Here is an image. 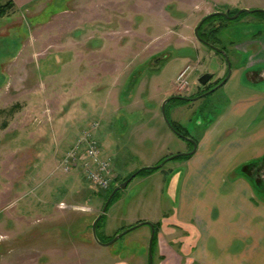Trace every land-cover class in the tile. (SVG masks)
<instances>
[{"label":"rangeland","instance_id":"1","mask_svg":"<svg viewBox=\"0 0 264 264\" xmlns=\"http://www.w3.org/2000/svg\"><path fill=\"white\" fill-rule=\"evenodd\" d=\"M43 7L34 16L5 17L11 23L6 25L8 34L0 37V88L5 89L0 106L15 104L14 114L0 115V264H146L138 258L145 255V247L135 237L146 225L101 245L92 236L91 223L101 213L104 191L126 172L155 166L165 149L185 153L187 143L173 131L170 138L163 132L134 138L131 124L167 126L160 111L165 93L190 96L201 87L198 77L203 72L218 77L226 71L221 56L194 35L200 19L218 10L264 12V0H46ZM219 23L224 24L218 34L221 45L231 61L237 53L242 65L248 53L232 45L264 35V19L260 13L243 12L209 24ZM34 38L35 50L28 53L32 64L22 61L12 68L21 43ZM235 64L232 61V67ZM2 69L15 84L6 82ZM100 69H115L113 82H99ZM241 79L248 89L264 92V80L249 84ZM230 83L234 79L176 109V103L169 102L167 116L198 139V122L206 120L205 114L214 115L228 105ZM108 92L115 98L108 100ZM92 123L97 124L94 129ZM88 130L90 140L103 149L102 157L112 161L113 179L101 191L88 184L81 170L65 171L59 165ZM177 162L167 160L158 170ZM142 178L136 175L119 190L117 205L109 206L99 222L98 239L113 236L118 226L142 213L139 199L152 189ZM176 181L174 173L167 174L164 195L172 194ZM262 191L256 188L260 199ZM167 211L168 200H162L160 213Z\"/></svg>","mask_w":264,"mask_h":264},{"label":"crops","instance_id":"2","mask_svg":"<svg viewBox=\"0 0 264 264\" xmlns=\"http://www.w3.org/2000/svg\"><path fill=\"white\" fill-rule=\"evenodd\" d=\"M11 1L14 9L0 18V37L8 34L6 25L11 23L5 22V17L17 19L18 16H34L44 8L43 3L46 2ZM32 30L29 29V34ZM36 40L21 43L11 60L12 68L22 61L23 64H32L33 59L28 57V53L35 50ZM21 56L24 58L21 59ZM2 70L7 76L6 82L15 84L5 69ZM98 72L99 82H113L115 79V69H100ZM245 75L244 82L253 84L251 72ZM242 76L234 73L232 77L234 83L229 84L231 94L228 105L214 115L206 116L205 121L200 120V124L198 122L202 131L191 156L178 160L176 166L156 170L142 178V183L152 185L150 194L146 195L148 198L144 196L139 199L142 213L132 214L130 223L126 222L121 227L138 222L157 224L154 264H264V199L260 200L256 195L253 174H241L239 169L241 164L260 157L264 152V92L242 85ZM1 88L0 97H4L5 89ZM107 98L110 100L115 96L108 92ZM14 106H0V115L14 114ZM260 115H263L262 120H259ZM131 126L130 136H141L142 139L150 135L159 136V132L166 133L170 138L172 133L170 128L159 123L149 125L134 122ZM165 150L164 156L179 153ZM171 173L176 175L177 181L169 196L164 195V184L167 174ZM170 187L171 183L168 182L167 192ZM140 193H137V198ZM162 200H168V211L165 213H160ZM134 206L137 208L138 203ZM126 212L124 214L127 216ZM121 227L118 226L116 230ZM137 230L140 231L135 237L144 249L150 233L149 226ZM107 236L104 234V237ZM138 258L147 261L146 254L140 253Z\"/></svg>","mask_w":264,"mask_h":264},{"label":"flooded vegetation","instance_id":"3","mask_svg":"<svg viewBox=\"0 0 264 264\" xmlns=\"http://www.w3.org/2000/svg\"><path fill=\"white\" fill-rule=\"evenodd\" d=\"M218 12H224L225 15H221ZM231 12L232 11H230V10H227V11H219V10L218 11H215V12H213V15H218L219 17H214L211 20H214V19L218 20V19H221V18H223V19H230L228 17L233 16L236 13V12L235 13H231ZM254 13H258V14L260 13L261 17L264 19V12L263 11H255ZM217 26H220L218 32L216 34H214V35L211 34V35H208L207 36L208 37V40L210 42H208V41L203 42L202 40H198V39L197 40L200 42V44H202L206 48H208V50H211L214 55L221 56V58L224 60L225 65L227 67L226 71L222 75L220 74V76H218V77L212 75V73H210V72H203L198 77V84L201 87L200 88L197 87V89L195 91H193L190 96H186L185 97V96H180L178 94H171L170 95V93H169V95L165 96L164 98L165 99L168 98V100L164 104V112H165V115H166V117L168 119V122H169L170 119L167 116L166 106H167V104L169 102H175L176 103V106L173 107L172 109H176V108L180 107V105H184V104H186V103H188V102H190L192 100L194 101L195 99H197L199 97H202L203 95H205L207 93H210V92L214 91L215 89H218L220 86L224 87L228 83V81L230 79H232L234 73H239L240 76L243 75V77L245 78V76H246L245 74L247 72H251L250 78H251V80H252V82L254 84H258L259 82H261V81L264 80V35L256 36V37H254L252 39H249V40L245 41L244 43H241V44H238V45H232V48L234 46V49L236 51H239L240 49H242L244 52L248 53V56H247L246 59L243 60V64L242 65L240 64V62L242 61V58H238L237 53H235V54L232 53V61L234 63H236L235 66L232 67V65H231L232 61H231V59L228 56L227 48H226L225 45H221V38L218 36V34L221 31V29H223L222 27H224V24L223 23L222 24L219 23V24H216V25H212L213 28H215ZM251 66L253 68H251ZM189 68H191V67L189 66ZM189 68H187V70ZM231 68H232V71L231 72L230 71L227 72V70H229ZM193 69L194 68H191V70H193ZM213 77L215 78L214 80H212ZM242 81L243 80L241 79V82ZM164 100L161 101V104H162V102ZM161 104H160V111H161ZM208 115L210 116L209 113H206L205 116L204 115L203 116L206 118V116H208ZM179 134L180 135H178V136L180 138H182L183 140H184L185 137L186 138H190L196 144V139H194L191 135H183L181 133H179ZM185 142L187 143V148H186V151H184V152H187L188 153V152H190L192 150L193 144L190 141H185ZM195 150H196V148H195ZM177 154H180V152L177 153ZM177 154H172V155H177ZM168 156H171V155H168ZM168 156H165L164 158H162V162ZM190 156H191V154H190ZM173 159H176V157L173 158ZM178 160H180V159H178ZM160 163L157 162V164H160ZM161 166L158 169H160ZM239 169L241 170V174H243V173L244 174H248V173L249 174H253V176H254L253 183H254L255 190H256L257 187L261 186L262 187V190H263L262 192H263V195H264V152H263V154L260 157H257L254 160L252 159V160H250L248 162H245V163L241 164V166L239 167ZM146 176H148V175H145L143 177H146ZM120 183L114 184V185H116L115 187H117ZM263 199L264 198H262V200ZM150 224H152L153 227H154V224H156V223H150ZM144 225H147V224H144ZM123 228L125 229L127 227H122V228H120V230L118 229L113 234V236H110V237L113 238L117 234L121 233V231L124 230ZM149 229H150V227H149ZM154 231H155V227H154ZM95 232H96V226H95ZM149 236H150V233H149ZM149 236H148L147 243H146V247H145V251H144L145 254H146V260H147L146 261V264H149V258H148V240H149ZM105 238H108V237H105ZM156 238H157V234H156ZM152 240H153V238H152ZM105 242H107V241H105ZM156 247H157V241H156ZM155 254H156V249H155V253L152 254V242H151L152 264H154ZM192 264H195V263H192Z\"/></svg>","mask_w":264,"mask_h":264},{"label":"built area","instance_id":"4","mask_svg":"<svg viewBox=\"0 0 264 264\" xmlns=\"http://www.w3.org/2000/svg\"><path fill=\"white\" fill-rule=\"evenodd\" d=\"M182 74L177 78H181ZM90 129H94L97 124L92 123ZM90 132L84 131L81 133L77 142L66 151L61 157L60 167L65 171L72 169L81 170L83 177L88 184L97 191L106 189L113 179L110 177L112 172L111 158L102 157L103 149L94 141L90 140ZM85 144V149L81 150V146ZM61 203V207H63Z\"/></svg>","mask_w":264,"mask_h":264},{"label":"trees","instance_id":"5","mask_svg":"<svg viewBox=\"0 0 264 264\" xmlns=\"http://www.w3.org/2000/svg\"><path fill=\"white\" fill-rule=\"evenodd\" d=\"M14 9V4L11 0H0V18L6 16L7 14H9L12 10ZM236 10L232 11L231 13H235ZM214 17H219L218 15H209L207 16L205 19H203L202 23L200 24V26L197 29V39H201L203 42L208 41V35H214L218 32L220 26H217L215 28L212 27V25H210V21L211 19H213ZM214 38V37H213ZM169 124L171 125L172 129H174V131H177L178 133H181L183 135H186L185 133H183L179 126H176L172 121L169 120ZM190 156V154H186V155H181V154H177L176 159H187ZM162 162V160H160L158 163ZM139 168L129 172L127 175H125L122 178H119L117 181V184L124 181L126 178H128L133 172H135L136 170H138ZM158 170V168L155 167H141L139 172L137 173L138 176H145V175H149L152 172ZM116 185L111 186L110 188H108L107 190L104 191V196H103V203L105 202L106 198L110 195V193L112 192V190L115 188ZM119 198V190L115 191L114 194L112 195V197L110 198V201L107 205L106 210L108 209L109 206H111L112 204H114L116 201H118ZM103 206V205H102ZM104 217V213L101 214L100 218L98 219V221L96 222V229L99 227V222L100 220H102V218ZM155 227V231H154V235H153V240H152V254L155 253V249H156V234H157V224H154ZM98 238V237H97ZM112 237H108V238H104L100 241H108L110 240Z\"/></svg>","mask_w":264,"mask_h":264},{"label":"water","instance_id":"6","mask_svg":"<svg viewBox=\"0 0 264 264\" xmlns=\"http://www.w3.org/2000/svg\"><path fill=\"white\" fill-rule=\"evenodd\" d=\"M255 11H262V10L240 9V10H237L236 13H235L233 16H230V17H228V18H230V19H234V18L238 17L240 13H243V12H246V13H254ZM218 13L221 14V15H225L224 12H218ZM209 15H213V13H212V14H209ZM209 15H206V16H204L202 19H200V21L198 22V24H197L196 27L194 28V35H195L196 38H198V37H197V29H198V27H199L200 24L202 23L203 19H205V18H206L207 16H209ZM198 40H201V39H198ZM167 100H168V98L165 99V100L162 102V104H161V114H162V117H163V119H164V122L167 124L168 128H170V130L173 131L175 134L180 135L179 133H177L176 131H174V129H172V127L170 126V124H169V122H168V119H167V117H166V115H165V112H164V104H165V102H166ZM184 140H185V141H190V142H192V144H193V148H192V150H191L190 152H188V153L185 152V153H180V154H181V155H186V154H191V153H193V152L195 151V148H196V144H195V142H194L193 140H191L190 138H186V137L184 138ZM176 156H177V155H171V156H168V157L165 158V159L163 160V162H161L160 164H157V165H155V166H149V167L159 168V167L162 165V163H164V162L167 161V160L173 159V158H175ZM144 167H145V166H144ZM139 170H140V168H139L138 170H136L135 172H133L128 178H126L124 181H122L117 187H115V188L112 190V192H111L110 195L106 198V200H105V202H104V204H103V206H102V208H101V213H100L98 216H96L95 219H94V220L92 221V223H91V233H92V236H93L94 240H96L97 242H99V244H101V245H110L112 242H114L115 240H117L118 237H120L122 234H124L125 232L129 231L130 229H134V228H136L138 225H142V224H147V225H149L151 231H150V236H149V240H148V258H149V264H152V257H151V242H152V238H153V235H154V227H153L152 224H150V223H148V222H140V223L137 224L136 226H131L130 228L125 229L123 232H121V233L117 234L116 236H114V238H113L112 240H110L109 242H105V243L98 241V238H97V236H96V232H95L96 222H97L98 219L100 218L101 214H103V213L105 212V209L107 208V205H108V203H109V201H110V198L112 197V195L114 194V192L117 191V190H120V189L125 188L126 185L128 184V182H129L133 177L136 176V174L139 172Z\"/></svg>","mask_w":264,"mask_h":264}]
</instances>
